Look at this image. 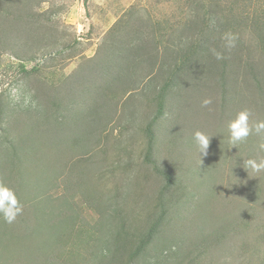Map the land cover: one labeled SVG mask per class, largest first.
I'll use <instances>...</instances> for the list:
<instances>
[{
	"label": "rangeland",
	"instance_id": "1",
	"mask_svg": "<svg viewBox=\"0 0 264 264\" xmlns=\"http://www.w3.org/2000/svg\"><path fill=\"white\" fill-rule=\"evenodd\" d=\"M64 195L33 264H262L264 0H0V215Z\"/></svg>",
	"mask_w": 264,
	"mask_h": 264
},
{
	"label": "trees",
	"instance_id": "2",
	"mask_svg": "<svg viewBox=\"0 0 264 264\" xmlns=\"http://www.w3.org/2000/svg\"><path fill=\"white\" fill-rule=\"evenodd\" d=\"M44 168V166H42V169ZM14 199H16V197H9L7 199V201L12 202ZM69 198L67 195H64V198H57L56 199V207L55 208V212L54 213H42L41 211H44L45 209L42 208V204L46 201V202H52L53 200L50 199V197L48 196L47 198L42 197V196H38L35 198H31L29 199V203H32V208H36V211H33V214L35 213L36 216H34L36 218V223L35 226H33L32 228L30 227V222L28 221H24L23 218L20 217V219H18L17 217L21 214L22 209H16L12 212L11 216H10V210L8 211V214H6V217H4V215H0V223L1 222H7L12 216H16V218L19 220V225L20 223H22V225L25 227V233L22 234H28L26 236H23L22 234L19 238V250L20 252H18V254L20 255V260L18 261H14L13 264H30L31 262V258L32 257H28L27 254L28 253H32L33 256V252L36 250V245L37 244H42L41 242V235L47 233V235L51 233H53V235H62V234H66L64 236V239L61 240L59 242L60 243L64 242L66 244H69L70 242L72 244L77 243L79 245H82L83 243H86V246H89V243H91L93 241L90 240L89 238H87L86 233H85V225L81 223V221H78L77 218V214L75 213V211L72 208V203L71 200L67 201ZM117 220V219H116ZM164 220V216L163 218L159 219L156 222V226L153 228L151 234H153L154 231H156V228L158 226L161 225V223ZM121 233H124V229H126V224L124 222L121 223L120 225ZM18 229L16 228L15 231H17ZM89 230V227H88ZM119 232V234H120ZM40 236V237H39ZM35 237H39V240L36 241V244L33 243L32 238ZM3 240V239H0ZM95 240H98V247H94V251L91 252L92 253V257H94V254L97 255L99 254L98 251L99 249L101 250L100 254L101 255H107L108 257V253L111 256L115 255V251H111L108 248H103L102 246V238L99 236L97 238H95ZM27 242H29L30 244H28ZM115 246H117V243H123V239H116L115 238ZM141 244V242H140ZM8 247L5 246V249H7ZM63 249H65L66 247H61ZM8 250V249H7ZM13 250L15 251L14 254H16V249L13 248ZM116 250V247H115ZM45 251V250H44ZM44 251L37 253L36 254L38 256H40V259L42 258V261L44 263L48 264V255L47 257H45L44 255ZM71 252V251H70ZM72 253V252H71ZM112 253V254H111ZM52 259H56L57 256L53 253L51 254ZM59 257H61V254H59ZM9 261V260H8ZM8 261H5V264H8ZM37 261L36 257L34 256V260H32L31 264H33V262ZM1 264V263H0ZM262 264H264V261H262Z\"/></svg>",
	"mask_w": 264,
	"mask_h": 264
}]
</instances>
